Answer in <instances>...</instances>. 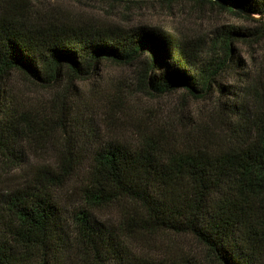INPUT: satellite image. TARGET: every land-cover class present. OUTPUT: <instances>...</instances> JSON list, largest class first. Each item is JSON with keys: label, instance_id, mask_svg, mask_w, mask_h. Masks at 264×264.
Returning a JSON list of instances; mask_svg holds the SVG:
<instances>
[{"label": "trees", "instance_id": "obj_1", "mask_svg": "<svg viewBox=\"0 0 264 264\" xmlns=\"http://www.w3.org/2000/svg\"><path fill=\"white\" fill-rule=\"evenodd\" d=\"M117 1H189L248 20L264 17V0H224L245 13L220 0ZM259 35L229 25L206 41L157 26L36 13L23 0L0 6V152L25 172L24 183L0 191V264H264V94L244 73L235 46ZM136 61L146 93L185 90L211 102L212 114L205 119L199 111V121L179 136L139 124L136 142H127L80 130L68 101L38 108L10 84L17 73L57 89L93 79L105 63ZM70 91V100L83 98ZM56 129L67 151L55 166L29 171L20 142ZM82 131L90 149L79 154L82 136L72 133ZM82 168L79 205L69 209L55 192ZM114 207L120 222L103 221L100 213ZM156 233L191 236L201 249L162 259L131 250L129 240Z\"/></svg>", "mask_w": 264, "mask_h": 264}, {"label": "rangeland", "instance_id": "obj_2", "mask_svg": "<svg viewBox=\"0 0 264 264\" xmlns=\"http://www.w3.org/2000/svg\"><path fill=\"white\" fill-rule=\"evenodd\" d=\"M8 0H0V6ZM30 4L36 13L54 15L68 20H82L101 24H116L124 27L150 25L171 31L182 38L203 39L215 37L217 30L224 26L235 25L242 30L259 32L257 38H247L245 43H236L237 52L245 67V74L257 81L264 94V17L256 20L237 17L212 7L196 6L193 2L177 1L170 3L147 2L127 4L114 0H23ZM141 65L139 61L131 64L115 65L105 63L99 74L90 80L75 82L72 86L62 85L57 89L44 90L30 83L17 73H12L10 84L24 93L28 103L49 111L55 110L61 102L68 101L78 112L76 123L80 130L87 133L96 130L103 137L105 133L118 135L127 142H136L133 132L139 124H149L179 136L202 117L209 118L213 112L211 102H200L185 90H175L164 94L150 95L145 92L139 80ZM70 90H77L83 98L70 100ZM203 110H202V109ZM199 111H202L200 114ZM74 124V122H72ZM74 126V125H72ZM77 134L79 154L90 149L88 138ZM62 130L56 129L42 139H32L28 135L20 142L25 150L24 156L29 171L32 167L55 166L60 153L67 151ZM50 166V167H51ZM85 170H86V165ZM85 170L77 171L74 178L56 196L61 204L69 209L79 205V189L85 179ZM25 172L15 169L0 152V191L24 183L21 177ZM25 177V176H24ZM103 221L120 222L117 207L100 213ZM131 250L140 256L162 259L169 254L198 252L200 245L188 235L172 233L145 234L138 241L129 240Z\"/></svg>", "mask_w": 264, "mask_h": 264}, {"label": "water", "instance_id": "obj_3", "mask_svg": "<svg viewBox=\"0 0 264 264\" xmlns=\"http://www.w3.org/2000/svg\"><path fill=\"white\" fill-rule=\"evenodd\" d=\"M114 1H117V0H114ZM220 2L221 3H223V4H226L227 2H225L224 0H220ZM228 4V3H227ZM230 7H232V8H234V9H236V10H239V11H241L242 13H245V12H243V10H240V8H238V7H236V6H233V5H230V4H228ZM249 15V14H248Z\"/></svg>", "mask_w": 264, "mask_h": 264}]
</instances>
